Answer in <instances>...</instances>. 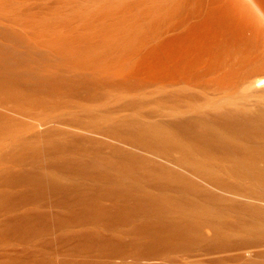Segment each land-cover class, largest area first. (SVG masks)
Instances as JSON below:
<instances>
[{
  "label": "bare ground",
  "instance_id": "6f19581e",
  "mask_svg": "<svg viewBox=\"0 0 264 264\" xmlns=\"http://www.w3.org/2000/svg\"><path fill=\"white\" fill-rule=\"evenodd\" d=\"M253 38L264 0H0V201L61 211L0 234L83 226L63 238L120 264H264V108L205 94L235 89L219 40ZM144 105L150 122L121 115Z\"/></svg>",
  "mask_w": 264,
  "mask_h": 264
},
{
  "label": "rangeland",
  "instance_id": "374dc122",
  "mask_svg": "<svg viewBox=\"0 0 264 264\" xmlns=\"http://www.w3.org/2000/svg\"><path fill=\"white\" fill-rule=\"evenodd\" d=\"M228 29L232 30L234 28L230 26ZM218 45L213 48L214 55H210V60L211 62L217 61L221 63L220 69L232 71L230 81L233 80L235 89L227 96L224 93L217 96L205 93L206 98L210 102L216 101V103H222L224 98L239 99L249 97L253 100V98L258 97L259 102H254V105L260 104L264 108V86L256 87L254 90L248 89V92L246 89L249 84H252L260 77H264V74H262L264 72V49L261 44L253 38L249 41L248 46L243 48L244 51H239V46L224 49ZM241 58H247L248 63L240 65L239 60ZM218 74V70L214 71L213 74L207 75L206 78L204 77V80L208 81L216 78ZM243 78L247 79V84L242 83ZM147 90L150 89H146L145 91L140 90L132 94L113 93L107 98L108 103L112 105L116 101L120 100V102H123L133 97L141 99L144 98L143 96H147ZM93 104L96 103L93 102ZM150 110H152L151 105H144L140 108L123 111L121 115H131L141 121L150 122V119L147 117ZM30 208L39 209L49 215L61 212L57 207L48 202H45L43 205L42 203H38L30 206H17L14 211H5L4 209H10V207H7L0 201V229L7 218ZM84 230L85 227L83 226H70L56 231L45 230L38 234H21L19 236L0 234V264H120V261H114L109 258L108 254L104 253L99 245L88 248L81 244L78 239L66 240L72 234H80ZM99 231L106 237L111 234L108 231ZM126 263L131 264V261H126ZM136 264L165 263L159 260H152L151 262H138Z\"/></svg>",
  "mask_w": 264,
  "mask_h": 264
}]
</instances>
